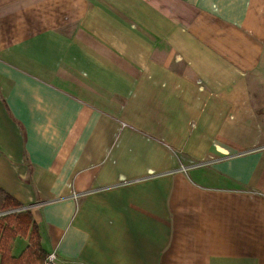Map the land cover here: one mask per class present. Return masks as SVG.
Instances as JSON below:
<instances>
[{
  "label": "crops",
  "instance_id": "1",
  "mask_svg": "<svg viewBox=\"0 0 264 264\" xmlns=\"http://www.w3.org/2000/svg\"><path fill=\"white\" fill-rule=\"evenodd\" d=\"M0 189L58 264H264V0H0Z\"/></svg>",
  "mask_w": 264,
  "mask_h": 264
},
{
  "label": "trees",
  "instance_id": "2",
  "mask_svg": "<svg viewBox=\"0 0 264 264\" xmlns=\"http://www.w3.org/2000/svg\"><path fill=\"white\" fill-rule=\"evenodd\" d=\"M22 207L20 202L0 189V212L6 213L0 217V264H42L46 256L41 250L38 228L31 213ZM17 236H28L29 246L14 258L10 256V249Z\"/></svg>",
  "mask_w": 264,
  "mask_h": 264
},
{
  "label": "built area",
  "instance_id": "3",
  "mask_svg": "<svg viewBox=\"0 0 264 264\" xmlns=\"http://www.w3.org/2000/svg\"><path fill=\"white\" fill-rule=\"evenodd\" d=\"M43 264H58L55 253H48L44 258Z\"/></svg>",
  "mask_w": 264,
  "mask_h": 264
},
{
  "label": "rangeland",
  "instance_id": "4",
  "mask_svg": "<svg viewBox=\"0 0 264 264\" xmlns=\"http://www.w3.org/2000/svg\"><path fill=\"white\" fill-rule=\"evenodd\" d=\"M181 171H182V172H186L187 169L181 167ZM5 214H6L5 212H0V217H1V216H4Z\"/></svg>",
  "mask_w": 264,
  "mask_h": 264
},
{
  "label": "water",
  "instance_id": "5",
  "mask_svg": "<svg viewBox=\"0 0 264 264\" xmlns=\"http://www.w3.org/2000/svg\"><path fill=\"white\" fill-rule=\"evenodd\" d=\"M12 212V211H11ZM11 212H8V213H11Z\"/></svg>",
  "mask_w": 264,
  "mask_h": 264
}]
</instances>
